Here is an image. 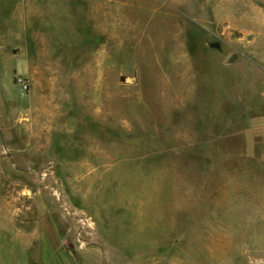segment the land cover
Listing matches in <instances>:
<instances>
[{
  "label": "rangeland",
  "instance_id": "374dc122",
  "mask_svg": "<svg viewBox=\"0 0 264 264\" xmlns=\"http://www.w3.org/2000/svg\"><path fill=\"white\" fill-rule=\"evenodd\" d=\"M0 264H264V0H0Z\"/></svg>",
  "mask_w": 264,
  "mask_h": 264
},
{
  "label": "water",
  "instance_id": "95a60500",
  "mask_svg": "<svg viewBox=\"0 0 264 264\" xmlns=\"http://www.w3.org/2000/svg\"><path fill=\"white\" fill-rule=\"evenodd\" d=\"M233 59V56H231L230 61Z\"/></svg>",
  "mask_w": 264,
  "mask_h": 264
},
{
  "label": "built area",
  "instance_id": "2783aa9c",
  "mask_svg": "<svg viewBox=\"0 0 264 264\" xmlns=\"http://www.w3.org/2000/svg\"><path fill=\"white\" fill-rule=\"evenodd\" d=\"M23 87H26V84H25V85H23Z\"/></svg>",
  "mask_w": 264,
  "mask_h": 264
}]
</instances>
